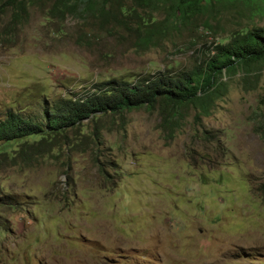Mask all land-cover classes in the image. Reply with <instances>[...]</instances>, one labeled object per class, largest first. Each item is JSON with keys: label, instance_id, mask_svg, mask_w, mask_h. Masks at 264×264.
Wrapping results in <instances>:
<instances>
[{"label": "rangeland", "instance_id": "1", "mask_svg": "<svg viewBox=\"0 0 264 264\" xmlns=\"http://www.w3.org/2000/svg\"><path fill=\"white\" fill-rule=\"evenodd\" d=\"M92 1L0 0V118L193 70L264 25V0ZM220 83L208 115L160 101L0 142V264H264V60Z\"/></svg>", "mask_w": 264, "mask_h": 264}, {"label": "trees", "instance_id": "2", "mask_svg": "<svg viewBox=\"0 0 264 264\" xmlns=\"http://www.w3.org/2000/svg\"><path fill=\"white\" fill-rule=\"evenodd\" d=\"M96 0H94L95 2ZM209 0H176V10L184 16L192 15L202 2ZM93 2L90 0V3ZM136 7L148 8L152 0H133ZM102 19L116 17L99 10ZM188 18V17H187ZM161 34V30H155ZM153 33V32H152ZM264 60V25L235 35L227 44H218L214 55L205 65L190 71L157 72L140 78L136 83L111 79L98 83L91 90L53 103L41 115H22L6 110L0 118V142L23 140L44 132L59 134L90 116L120 113L142 107L154 108L160 101L172 107L192 105L199 113L209 114L217 95L223 70H234L239 65Z\"/></svg>", "mask_w": 264, "mask_h": 264}]
</instances>
